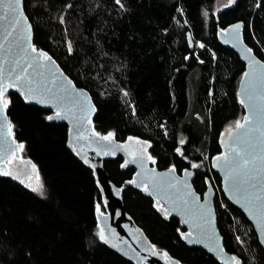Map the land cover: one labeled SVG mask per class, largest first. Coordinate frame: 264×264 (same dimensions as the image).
<instances>
[{"label": "trees", "instance_id": "trees-1", "mask_svg": "<svg viewBox=\"0 0 264 264\" xmlns=\"http://www.w3.org/2000/svg\"><path fill=\"white\" fill-rule=\"evenodd\" d=\"M122 2L126 11L113 0H27L34 43L91 94L96 131H112L121 143L129 136L148 140L159 170L175 166L181 173L202 163L193 185L200 195L209 183L221 192L216 209L226 251L242 264H264L253 226L228 202L212 167L222 151L221 133L245 115L236 92L246 67L217 33L242 23L245 43L264 61V0H236L216 12V0ZM69 3L74 7L66 8ZM8 96L15 139L24 145L21 158L36 165L43 195L0 176V264H135L95 235V205L106 209L93 170L68 148L69 127L47 121L51 111L25 103L18 93ZM121 165L126 163L117 157L104 169L155 248L181 264H219L185 244L179 219H166L152 197L128 185L135 169Z\"/></svg>", "mask_w": 264, "mask_h": 264}, {"label": "snow or ice", "instance_id": "snow-or-ice-1", "mask_svg": "<svg viewBox=\"0 0 264 264\" xmlns=\"http://www.w3.org/2000/svg\"><path fill=\"white\" fill-rule=\"evenodd\" d=\"M113 3L119 9L127 10L122 0H113ZM235 3L236 0H230V4ZM26 4L27 0H0V13H2L0 21L6 25V38L11 37L6 50L7 57L3 62H0V163L5 165L0 167V176H11L13 179H20V177L7 166L11 163L8 157L15 159V154L22 152L24 145L16 142L13 131L15 126L8 119L9 105L11 104L8 96L10 88H14L25 103L50 105L54 109V115L45 116L47 121L67 119L72 125L68 130L70 137L68 146L74 152L77 149L71 141L73 134L78 141L87 139L90 144H95L96 148L93 150L98 155H107L109 151H115L121 147L115 144L114 132L108 131L106 134H101L94 127H89L92 124L91 115L96 111L92 97L85 88L78 87L60 70V66L47 51L36 47L33 42L34 28L26 14ZM260 6V3L257 2L256 7ZM73 7L74 5L71 3L66 5V8L69 9ZM178 11L181 10L178 9ZM58 20L60 24L65 23L63 15L59 16ZM242 27V23H237L221 29L220 32L225 37L224 42L228 43L229 40H232L235 43H240ZM189 44L191 45V37H189ZM199 47L204 48V44H199ZM72 51L71 41H69L68 52L72 53ZM244 51L248 56V70L242 73L236 98L242 107L247 108L248 114L244 115L242 120H235L234 126L227 128L225 133H221L220 143L222 146H225L224 136L227 135L229 142L226 145L227 152L213 158V167H218L224 172L226 189L235 194L237 200L247 210L250 219L255 222L259 234L264 237V62L251 55L252 48L245 46ZM200 63H204V61L201 60ZM5 65H8L7 70ZM123 95L128 96V93L124 92ZM133 114H135V108H133ZM101 141L105 143L102 144ZM128 141L137 146L138 154H133V162L137 163L144 171L137 174L141 177L139 183L136 180L126 183L142 187L143 191L153 197L156 202L153 206L158 212H162L166 219L172 209L164 207L163 196L168 197L173 208L177 205L182 208L183 212L189 216L187 222L190 229L193 230L187 233L180 232L181 239L189 237L191 243L203 244L209 252H216L222 257L226 256L224 264H242L238 256H228L224 252L220 244L221 238L214 226L212 209L208 206L206 198L205 202L201 204L199 198L190 189L187 169H185L186 176L183 180L175 177V166L170 168L167 173H156L155 169H147L145 160L155 163L152 156L146 152L145 146H150L148 140L129 136ZM183 143L184 141L181 140V144ZM125 151H129V149H125ZM176 151L179 153L180 149L177 148ZM84 162L88 163L87 159ZM27 164H31V162L28 161ZM124 166L126 165H121V167ZM192 167L198 168L199 165L193 163ZM31 168L32 173H25V175L29 181L35 178V186L30 182L26 183L24 179H20V183L30 188L32 192L43 195V185L39 182L36 165L31 164ZM149 184H151L152 191H149ZM170 191L175 193V197L169 195ZM223 206L221 205V207ZM95 212L98 221L96 237L102 243L120 251L118 245L111 242L105 234V230L100 227L99 219L103 216L100 204L95 205ZM105 219L107 218L105 217ZM112 237L119 239L114 231ZM236 240L239 242L240 237H236ZM90 243H95V241ZM260 243L264 244V239ZM151 247L152 254L155 255V246ZM124 254L127 255V253ZM163 255L165 258L168 257L167 252H164Z\"/></svg>", "mask_w": 264, "mask_h": 264}, {"label": "water", "instance_id": "water-1", "mask_svg": "<svg viewBox=\"0 0 264 264\" xmlns=\"http://www.w3.org/2000/svg\"><path fill=\"white\" fill-rule=\"evenodd\" d=\"M0 14H2V13H0ZM220 30L221 29H219L218 33H217V37H218L220 44L223 45L225 48L230 49L235 54H237L238 57L240 58V60L242 61V63L246 67L245 71H247L248 70V56L246 55V53L244 51V47L245 46L249 47V46L244 41L243 27L241 29V42L240 43H235L232 40H229L228 43H225L224 42L225 37L222 36ZM10 39H11V37L6 38V25L2 21H0V62H3L4 59L7 57V51L6 50L9 46L8 41ZM33 42H34V33H33ZM251 55H254L256 57V59L261 60L259 57H257V55L254 53V51L251 53ZM262 62H264V61H262ZM56 63L58 64L57 61H56ZM7 68H8V65H5L6 70H7ZM60 70L64 72V70L61 68V66H60ZM64 74L67 75L65 72H64ZM69 79H71V78L69 77ZM239 88H240V84L238 87V91H239ZM11 91L16 92L14 88H10L8 90V95ZM88 94L91 96V94L89 92H88ZM92 103L95 105L93 98H92ZM27 104L34 105V106L40 107L44 110L51 111L52 112L51 115H54V109L50 105H40V104H36L34 102L27 103ZM243 109L245 111V115H247L248 114L247 108L243 107ZM96 113H97V107H96V111L94 113H92V115H91L92 124L89 125L90 128L94 127L93 121H94V118L96 116ZM8 119H9V117H8ZM49 122L63 123L65 125H67L69 128L72 127V125L69 123V121L67 119H64V120L54 119V120L49 121ZM69 139H70V137L68 134L67 145H69ZM114 140H115V144L119 145L121 147L117 148L115 151H109V154H107V155H104V154L98 155L97 152L93 150L94 148H96L95 144H90L87 139L78 141V140H76L75 134H73V136L71 137V141H72L74 147L77 149V151L74 152L72 150V148H70L68 146L69 150L72 151L78 157V159L80 161H82L85 165H87L88 167H90L93 170L94 175L96 177L99 189H100L102 197H103L105 209H106V212H103V216L100 217V219H99L100 227H102L105 230V234L109 237L110 241L113 243H116L118 245V247L120 248V251H117L116 248H113V247L112 248L117 253H119L120 255H122L123 257L132 261L135 264H181L178 260L170 257L169 255L167 258H165L163 255V252H160L156 248H155L156 254L153 255L151 246H154V245L151 243V241L146 236L144 231L136 225L134 220L126 212L125 207H124V203H123V198H122L123 189L116 187L113 183L110 182L109 177H108V175L104 169V163H105V161L113 160L117 157H123L125 159V163L127 162L126 166L132 167L136 170L132 180H136L137 183H139V181L141 179V177L138 176L137 174L142 173L144 171V169L139 167L137 165V163L133 162V155H132V153L129 149V146H128L129 141L121 143V142H118L115 137H114ZM224 140H225V146H222L220 143L222 151L219 155L227 152L226 145L229 142H228L227 138H225ZM16 142L18 143L17 140H16ZM100 143L103 144L105 142L101 141ZM125 149H129V151L126 152ZM77 153H79V154H77ZM15 156H16L15 159L21 158V152H17L15 154ZM8 159L10 161L13 160L12 157H8ZM85 159H87L88 163L84 162ZM25 161L28 162L30 160L25 159ZM30 162H31V164H34L32 161H30ZM213 163H214V159H213ZM213 163H212V167H213ZM31 164H27V165L31 166ZM9 165L10 164H8L7 166L9 167ZM4 166L5 165L3 163H0V167H4ZM145 167L147 169H155L156 173H167L168 170L170 168H172V167H170L168 169L159 170L157 167L152 166L151 161H145ZM213 170L217 175L220 176V178L222 180V182H221L222 191H223L226 199L228 200V202L233 207H235L237 210H239L247 218L249 223L253 226V228L257 234L259 243H260V241L262 239H264V237H262L259 234V232L256 229L255 222L252 219H250L247 210L237 200L235 194L232 191L226 189L224 172L218 167H213ZM36 171H37V169H36ZM174 175L177 179L183 180L186 176V173L184 170L182 172V174L180 175V174H178V172L176 170ZM9 177H11V176H9ZM195 177H196V172L191 168H187V179H188L189 187L195 193V195L199 198V201L201 204H203L205 202V198H206L208 206L212 209V214H213V218L215 221L214 226L216 228V231H217L219 237L221 238L220 244L223 247L224 252H226L228 254V256H231L232 254L228 253L225 249L224 238H223V236L220 232L219 226H218V218H217V211H216V205H215L216 196H217L216 190H215L214 186L211 183H209L207 186V190L205 191L203 196L200 195L199 193H197V191L195 190L194 185H193V180L195 179ZM13 180L20 183L19 179H13ZM128 185L133 186L139 190H142V187H137L135 184H128ZM148 187H149V191H152L151 184H149ZM146 194L148 195L147 192H146ZM160 195L163 196V194H160ZM169 195L175 197L174 192L170 191ZM148 196H150V195H148ZM150 197H152V196H150ZM158 198H160V197H158ZM162 203H163L165 208L172 209L169 212L168 217L174 216L177 219H179L181 225L186 229L185 233L189 232L190 230H193V229H190L189 223L187 222L189 220V216L183 212L182 208L179 205H177L175 208H173V205L171 204V201L168 199L167 196H163ZM105 217L107 219H105ZM113 231L115 232L116 236L119 239H113V237H112ZM190 239L191 238H189V237H186L183 239L185 244L188 247L200 248V249L204 250L206 253H208L209 255H211L219 264H224V260L227 259L226 256L222 257L216 252H209L208 249L203 246V244L191 243ZM261 246L264 248V244H261ZM124 253H127V255H125Z\"/></svg>", "mask_w": 264, "mask_h": 264}, {"label": "rangeland", "instance_id": "rangeland-1", "mask_svg": "<svg viewBox=\"0 0 264 264\" xmlns=\"http://www.w3.org/2000/svg\"><path fill=\"white\" fill-rule=\"evenodd\" d=\"M229 4H230V0H216V3L214 5V12H216L220 8L226 7V5L228 6ZM205 13H207V16H205ZM204 16L207 18L208 17V12H204ZM199 44H201V43H199ZM194 115L198 119L200 118V116L198 114H194ZM225 138H227L226 134L224 136V139ZM183 141L185 142V138H183ZM128 146H129V149H130L132 155L133 154H138L136 152L137 146L133 142H128ZM207 160H208V156L205 155V161H207ZM9 167L12 168L14 173L19 175L20 179H24L26 183L30 182V183H32L35 186V184H36L35 178H33L32 181H29L27 176L25 175V173L31 174L32 171H33L31 166L27 165V162L25 161V159H23V158L13 159L11 161ZM39 182L41 183L40 178H39Z\"/></svg>", "mask_w": 264, "mask_h": 264}, {"label": "flooded vegetation", "instance_id": "flooded-vegetation-1", "mask_svg": "<svg viewBox=\"0 0 264 264\" xmlns=\"http://www.w3.org/2000/svg\"><path fill=\"white\" fill-rule=\"evenodd\" d=\"M146 147V152H147V154L148 155H151V153H150V146H145ZM152 156V155H151ZM123 158V157H122ZM153 158V157H152ZM124 159V158H123ZM154 159V158H153ZM155 160V159H154ZM124 161H125V159H124ZM145 161H148V160H145ZM156 161V160H155ZM193 163H195V164H198L199 165V167L198 168H193L192 167V164ZM153 164L154 163H152V166H153ZM202 166H203V164L202 163H199V162H192L191 164H190V167L189 168H191V169H193L195 172H196V174H198L199 172H201L202 171ZM135 172H136V170H135ZM178 174H182V172L181 173H178ZM194 181V180H193ZM215 188V187H214ZM216 190V194H217V196H216V200H217V198H219L220 197V191H219V189L218 188H216L215 189ZM202 196H203V194H202ZM215 205H216V201H215ZM216 211H217V209H216ZM217 218H218V213H217ZM218 226H219V219H218Z\"/></svg>", "mask_w": 264, "mask_h": 264}]
</instances>
